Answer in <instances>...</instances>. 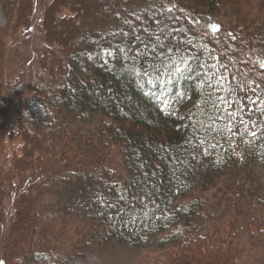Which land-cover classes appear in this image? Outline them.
<instances>
[{
  "label": "trees",
  "instance_id": "obj_1",
  "mask_svg": "<svg viewBox=\"0 0 264 264\" xmlns=\"http://www.w3.org/2000/svg\"><path fill=\"white\" fill-rule=\"evenodd\" d=\"M189 2L192 6L186 9L176 1L159 0L139 11L114 14V22L103 31H80L73 39L65 63L60 64L65 69L58 72L61 76L55 75L59 78L55 86L51 90L45 88L44 100L28 104L21 113L20 131L24 138H33V135L34 139H38L48 134L43 130L55 126L61 130L60 140L63 141L67 139L71 126L77 124L84 127L83 124L100 117V122L97 121L100 124L91 129V137L82 141L92 150L91 153L85 149L84 154L95 162L93 169L83 170V177L96 173L92 177L94 182L90 181L89 189L77 186V190H82L87 197L81 210L76 208L72 211L73 214L80 213L82 222L90 226L84 239L97 229L101 233L97 238L99 245L128 244L149 248L152 237L167 233L159 241V248H179L183 245L191 255L200 250L206 251L211 242L217 247L229 243L227 252L218 248V253L231 254L236 257L235 260L241 252L233 234L237 228V217L233 216L224 223L229 226L221 230L224 236L213 239L215 234L207 222L212 199L210 193L217 192L222 196V203L235 213L241 212L246 216L257 205L255 192L248 194L250 191L240 180L245 167L264 163V136L252 138L245 134V128L235 121H228L226 113L234 110L237 117L243 115L249 127L259 119L261 127H264V119L258 115L264 112V104L257 108L247 99L255 98L257 85L264 88V66L244 61L243 54L234 48L232 40L213 33L212 23L208 25L210 30L205 28L204 23L198 24V18H202L203 22L204 18L214 22L213 16L221 15L227 2ZM15 3V0H1V4H5L3 13L15 9ZM145 28L148 33H154L151 41L147 40ZM121 32H127L128 37L114 35ZM135 35L144 37L150 47L154 45L156 36H161L166 46L182 42L179 54L186 55L192 71L169 86L168 94L162 93L160 86L149 84L147 78L141 81L137 77L133 69L141 68L143 59L133 66L131 60H125V53L116 47H124L126 42L137 50L143 48L135 40ZM90 57L92 60L88 61ZM205 62L217 64L215 71L223 73V90L217 89V96L233 102L218 101L222 104L221 112L225 114L223 119L210 118L209 113L211 117L217 113L205 104L208 90L202 89L201 80L196 78L197 73L208 71L201 68ZM223 63L228 64L227 72L221 66ZM82 73L86 75L85 83L74 84ZM1 87L0 84V105L6 109ZM253 108L256 112L250 113L249 109ZM5 122L6 116L0 113V136L5 132ZM229 123L234 128L238 127L237 134L227 131L226 124ZM255 130L259 132L261 129L258 127ZM228 136H231V141ZM108 148L122 154L121 161L130 178L126 184L117 180L115 170L103 165L102 161L107 164L111 161L112 151ZM94 151L99 152L97 159ZM64 154L71 156L69 152ZM20 176L25 178L28 175L22 172ZM71 179L75 177L71 176ZM47 181L44 179L37 186L30 185L29 181V185L22 188V192L28 193L21 198L26 206L33 208L35 205L39 209L34 210L36 217L31 218L30 211H25V206L18 200L22 211L18 213L19 227L12 231L14 240L9 242L10 253L0 264L18 263L19 254L22 259L38 264H55L64 260L58 258L55 249L47 244L40 249L34 242L28 241L30 227L32 231L34 226L40 227L49 213L38 206L40 199L50 194L52 188L59 189ZM70 182L66 184L72 185ZM3 185L0 182V208L3 204ZM187 199L188 203L185 202ZM25 221L29 223L27 228L21 226ZM53 234L45 230L43 241L50 244ZM225 237L229 241L226 242ZM83 247L82 252L77 254L80 257L87 255L88 249ZM242 253L238 261L245 262ZM190 255H187V260L193 259ZM225 258L208 262L225 264Z\"/></svg>",
  "mask_w": 264,
  "mask_h": 264
},
{
  "label": "rangeland",
  "instance_id": "obj_2",
  "mask_svg": "<svg viewBox=\"0 0 264 264\" xmlns=\"http://www.w3.org/2000/svg\"><path fill=\"white\" fill-rule=\"evenodd\" d=\"M15 1V9L3 13L5 4H1L0 0V84L7 104L6 109L0 105V113L6 116L5 132L0 136V182L4 184L3 204L0 208V262L9 255V242L14 240L12 231L19 227L18 213L22 211L19 209L18 200L25 206V211H30L31 218L36 217L34 210L39 209L35 205L33 208L26 206L25 200L21 198L28 193L22 192V188L29 185V181L30 185L37 186L45 179L48 184L58 186L59 189L52 188L50 194L47 193L46 197L40 199L41 204L38 206L47 213L58 215L56 217L46 214V221L40 227L34 226L33 231L30 227L27 234L28 241L34 242L40 249L47 244L55 249L58 258H64L59 263L55 261V264H209L208 261L222 259L223 256L226 257L225 264H264V163L245 167L240 180L245 189L250 191L248 194L255 192L256 195L257 205L248 213V217L241 212L235 213L232 208L222 203V196L217 192L210 193L212 199L207 222L215 234L213 239L224 236L221 230L229 228L224 223L233 216L237 217V228L233 234L236 235L241 252L239 251L235 260L236 257L231 254L218 253V248L227 252L229 243L217 247L211 242L206 246V251L200 250L199 253L194 252L191 255L188 253L190 250L183 245H180L182 248H159V241L167 233L152 237L149 248L128 244L99 245L97 238L101 233L97 229L84 239L90 226L87 227L82 222L80 213L73 214L72 211L76 208L81 210L87 197L82 190H77V186L87 188L90 187V181L94 182L92 177L96 173L87 175V178L83 177V170L89 167L93 169L95 162L92 157L84 154L83 150L89 149L91 153L92 150L82 141L85 142V139L91 137V129L100 124V117H96L94 122L83 124L84 127H78L77 124L71 126L67 136L69 140L63 141L60 140L61 130L55 126L43 130L48 133L45 138L34 139L33 135V138H24L20 131L19 118L28 104L44 100L45 88L51 90L55 86L59 79L55 75H62L58 72L65 67L61 68L60 64L66 60L73 39L80 31H103L114 22V14L139 11L159 0ZM172 1L183 4L182 7L186 9L192 6L189 0ZM224 1L227 2L224 12L214 15V22L208 18H204L203 22L202 18H198V24L204 23L205 28L210 30L208 25L212 23L218 29L213 33L232 40L234 48L243 54L244 61L264 66V0ZM91 60L92 57L88 59ZM85 78V73L80 74L74 84L85 83ZM16 94H19L18 97ZM108 151H112L110 164L102 161L103 165L115 170L117 180L126 184L130 178L123 167L122 154L111 148ZM65 152H69L72 157L64 154ZM94 153L97 159L96 154L99 152ZM22 172L28 176L22 178ZM71 176L75 179H71ZM67 181L72 185L66 184ZM14 194H17L16 198H13ZM216 195L219 196L215 197ZM185 202L188 203L189 200ZM21 226L27 228L29 223L25 221ZM45 230L55 233L49 239L50 244L43 241ZM227 238L224 239L226 242L229 241ZM34 245L30 244L31 247ZM83 246L88 249L87 255L83 256L85 259L77 255L82 252ZM241 253L245 262L238 261ZM187 255L193 256V259L187 260ZM21 259L19 254L16 264H38Z\"/></svg>",
  "mask_w": 264,
  "mask_h": 264
},
{
  "label": "snow or ice",
  "instance_id": "obj_3",
  "mask_svg": "<svg viewBox=\"0 0 264 264\" xmlns=\"http://www.w3.org/2000/svg\"><path fill=\"white\" fill-rule=\"evenodd\" d=\"M170 10L171 9H169V11ZM144 31L145 33H148L147 28H145ZM213 31H218V29L213 26ZM135 32L136 30L133 29V33ZM114 35L127 38L129 34L127 32H121ZM153 35L154 33H148L147 40L151 41ZM135 40L142 44L143 48L137 50L136 48L129 46L126 42L124 47H120V45H117L116 47L120 52L125 53V60H131L133 66L139 64L141 59H143V66L139 69L134 67L133 70L141 81L143 78H147L149 84L160 86V91L162 93L168 94L169 86L178 83L179 80L185 78L186 73L192 71L191 64L188 59H186V55L179 54L181 52L180 44L182 42L166 46L161 36H156L154 45L150 47L144 37L135 35ZM108 55L111 56L112 53L109 52ZM210 59L214 60L215 57H211ZM221 66L225 72L228 71L227 63H223ZM217 67L218 65L215 63L205 62V64L201 65V68L208 69V71L197 73L196 78L201 80L200 87L208 90L205 104L211 109H214L217 113L215 117H211V113H209L210 118L223 119L225 114L221 112L222 104L218 101H223V103L229 104L233 102L224 100L223 97H219L216 94L217 89L223 90L221 80L224 79L223 73L215 71ZM247 99L249 103L256 105L257 108H259L261 104H264V88L257 85L255 98ZM249 112H256V108L249 109ZM258 115L264 119V112H259ZM226 118L228 121H235L238 125H242L245 128V134H249L252 138L257 137L258 135L264 136V127H261V120L259 119L249 127L243 115L237 117L234 110L228 111L226 113ZM248 119L251 120V116H249ZM258 127L261 129L259 132L255 130ZM226 128L232 135L237 134L239 130L238 127L234 128L231 123L226 124ZM227 139L231 141V136H228ZM121 199H123V197H121Z\"/></svg>",
  "mask_w": 264,
  "mask_h": 264
}]
</instances>
